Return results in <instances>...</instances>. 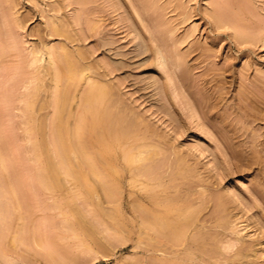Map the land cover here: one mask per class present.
Returning <instances> with one entry per match:
<instances>
[{
	"label": "rangeland",
	"instance_id": "1",
	"mask_svg": "<svg viewBox=\"0 0 264 264\" xmlns=\"http://www.w3.org/2000/svg\"><path fill=\"white\" fill-rule=\"evenodd\" d=\"M0 264H264V0H0Z\"/></svg>",
	"mask_w": 264,
	"mask_h": 264
},
{
	"label": "bare ground",
	"instance_id": "2",
	"mask_svg": "<svg viewBox=\"0 0 264 264\" xmlns=\"http://www.w3.org/2000/svg\"><path fill=\"white\" fill-rule=\"evenodd\" d=\"M69 70H70V69H69ZM99 91L101 92V90H99ZM102 91H103V90H102ZM100 92H99V94H100ZM104 92H105V91H104ZM104 92H102V94H103ZM102 94H101V95H102ZM104 95H105V93L103 94V97L106 98ZM99 98H100V97H99ZM104 98H103V99H104ZM103 99L101 98L100 100L102 101ZM99 119H100V118H99ZM108 129H109V128H108Z\"/></svg>",
	"mask_w": 264,
	"mask_h": 264
}]
</instances>
